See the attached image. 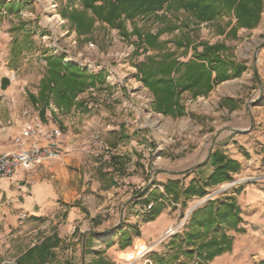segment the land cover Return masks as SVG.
I'll use <instances>...</instances> for the list:
<instances>
[{
	"label": "rangeland",
	"instance_id": "374dc122",
	"mask_svg": "<svg viewBox=\"0 0 264 264\" xmlns=\"http://www.w3.org/2000/svg\"><path fill=\"white\" fill-rule=\"evenodd\" d=\"M6 1L8 4L4 5ZM262 1L259 22L252 28L236 26L235 19L226 16L199 21L183 9L172 7L131 21L122 19L116 27L96 20L90 29L80 31L65 13L72 9L81 11V0H0V82L3 77L10 79L6 89L0 88L2 125H9L7 116L14 111L13 102L20 103L25 94L26 99L37 98L40 80L46 72L47 57L61 56L63 62L66 58L68 61L65 62L74 63L98 77L75 98L70 123L75 126L85 113L102 108V120H105L102 134L98 130L93 140L98 143L96 149L102 150V155H107V159L100 162L96 170L92 167L93 173L88 178L101 182L103 194L85 199L81 196L67 203V210L75 209L84 222L75 219L72 225L67 223V211H60L59 216H54L56 221L40 222L41 231L30 237L28 244L38 245L46 237L56 236L54 232L38 240V237L54 229L63 236L62 240L58 238V245L50 250L48 263L100 264L103 259L114 264H150L149 253L163 250L167 239L184 230L190 214L197 208L219 197L234 195L237 188H241L235 194L237 203L246 195L249 187L264 190V162L250 160L249 153L239 151L247 163L245 168H239L232 175V180L209 187L202 197L194 196L175 203L166 200L162 212L165 217L157 223H149L142 221L145 212L135 205L139 196L148 192V188L140 190L142 187L134 183H118L121 178L132 177L135 173L126 166L131 157L125 160L120 155L123 151H129L131 156L148 149V159L155 177L170 173L172 177L179 175L180 179L188 182V175L194 167L191 168L189 163L185 166L187 160L192 159L195 163V158L201 160L207 157L216 167L212 157L216 151L230 158L219 149L209 153L210 149L204 147H209V141L214 144L218 137L220 140L227 139L226 130L229 138L238 133L243 137L258 126L256 122L260 117L264 120ZM11 2L19 5V13L7 9ZM51 3L55 7L51 8ZM147 34H158L155 47L144 43L143 38ZM16 41L23 43L22 51L18 54L12 50ZM206 47L212 49V56L218 55L226 61V70L220 72L225 80L210 81V76L207 87L182 90L177 96L179 108H175L172 114L163 113L158 109V99L154 93L140 79L139 64L150 65L168 56V60L188 62L193 60L194 51L201 52ZM189 55L192 57L188 58ZM90 88L93 91H89ZM47 107L63 111L51 101ZM24 110L29 109H20ZM255 135H251L246 142L251 143ZM254 148L250 150L253 151L252 158L264 152V142L260 146L254 145ZM96 161L99 162L97 158ZM239 179L243 180L237 182ZM223 185L229 187L221 190ZM88 193L93 194L85 191L83 195ZM207 196L210 198L198 203L189 214L192 204ZM109 200L116 203L112 204ZM140 211L142 215L136 217ZM243 216L247 217L245 210ZM84 224L90 232H98L95 239L90 232L82 233ZM130 225L140 230V236L134 237L131 245L125 249H120L115 235L118 229ZM240 228L242 231L235 233L241 245L227 264H249L262 254L254 250L258 248L259 241L247 236L251 231L244 233V229ZM2 232L0 227V234ZM100 236L101 241L98 239ZM110 240H113V244L107 247ZM3 242L4 239L0 238V264H16L14 253L4 251ZM243 246L252 251L242 250ZM138 254L141 257L136 259Z\"/></svg>",
	"mask_w": 264,
	"mask_h": 264
},
{
	"label": "trees",
	"instance_id": "16d2710c",
	"mask_svg": "<svg viewBox=\"0 0 264 264\" xmlns=\"http://www.w3.org/2000/svg\"><path fill=\"white\" fill-rule=\"evenodd\" d=\"M81 3V11L72 9L65 13L80 31L90 29L96 20L116 27L122 19L131 21L136 17H145L172 7L183 9L199 21L226 16L233 17L236 26L252 28L258 24L263 9L262 0H81ZM7 9L19 13V5L15 2H11ZM143 40L148 46L155 47L158 34H147ZM22 44L19 41L13 44L14 53L22 51ZM211 52L212 49L208 47L201 52L194 51L193 60L188 62L168 60V56L150 65L139 64L140 79L158 99V109L165 114L174 113V109L179 105L178 94L184 89L207 87L211 72H215L213 80H225L220 76V72L226 70V61L218 55L212 56ZM97 79V76L78 65L63 62L61 56H49L45 75L40 80L37 100L45 104L51 101L57 108L68 111L74 105L77 95ZM212 157L216 167L203 183L191 182L182 189L178 181L168 180L163 184L165 194L152 190L147 195L144 192L139 196L135 204L147 206L152 203L148 212L144 213L142 221L155 220L165 206L164 200L175 203L181 196L185 199L202 197L207 188L232 180V175L240 168L238 162L225 157L219 151ZM240 190L241 188H237L235 194ZM235 194L211 200L205 206L194 210L182 233L171 235L163 250L149 253L148 259L151 263L209 264L216 256L230 252L232 237L227 231H242L239 224L243 222ZM115 236L118 237L116 243L120 249H125L131 245L134 237L140 236V230L135 225H130L118 229ZM58 243L56 236L46 237L40 244L29 248L17 258L16 264H51L47 262L49 252ZM112 244L113 240H110L106 245L110 247ZM100 264L114 263L102 259ZM253 264H264V261Z\"/></svg>",
	"mask_w": 264,
	"mask_h": 264
},
{
	"label": "crops",
	"instance_id": "0c3cea01",
	"mask_svg": "<svg viewBox=\"0 0 264 264\" xmlns=\"http://www.w3.org/2000/svg\"><path fill=\"white\" fill-rule=\"evenodd\" d=\"M7 4L8 2L6 1L4 5ZM190 57L192 56L189 55L188 58ZM204 64L207 66L205 61ZM214 75L215 73L212 72L210 81H212ZM34 92L36 90L32 93ZM25 95L20 103L16 104L13 102L12 107L14 111L7 116V123L9 125H2L0 121V153L15 150L16 146L12 138L19 132L26 120L23 111H20L23 108L33 109L32 111L39 113L42 122L47 127L60 128L64 133V149L60 160H49L33 168L19 166L12 175L0 178V227L3 230L0 238L4 239L2 243L3 249H5L4 251L7 250V252L14 253V259H17L29 247L34 245L33 243L28 244V239L41 231L40 228L42 226L40 222L51 221L54 216H59L60 211H67V223L71 225L75 219H78L79 222H84L80 216H77L75 209L67 210L66 205L71 199L74 200L81 196L85 199L90 197L95 198V194H103V191L100 190L101 182H95L88 177L89 174L93 173L91 171L92 167H97L100 162H105L107 159V155H102V150L96 149L98 143L93 140L94 134L98 133V130L102 134V125L105 123V120H102V108H95L88 111L79 120L77 125L72 126L70 123V115L73 112V108L67 112L56 109L52 110L47 107V104L37 100V98L32 99L29 97L26 99ZM262 106L264 108V103ZM256 123L258 126L243 135L244 138L239 133L237 136L234 137L231 135L229 138V132L226 130L227 139L220 140L218 137L216 138V143L210 144L211 141H209V147L207 145L204 147L207 148L206 150L208 148L210 149L209 153H212L216 149L223 151L226 156L240 163V169L245 168L247 163L246 158L241 154L242 152L249 153L248 156L250 155V157L248 158H251L250 160L264 162V152L257 153L256 158H252L253 156L251 154L253 151H250L255 149L254 145L260 146L264 142V120L260 117ZM114 133L116 134V132ZM251 135H255L253 141L247 143L246 141ZM121 144L123 145V142ZM100 146L102 147V144ZM136 149L139 151L138 148ZM129 150L131 151V149ZM128 152L123 151L120 155L125 160L126 157H131L130 159L132 160H127L126 166H128V169L130 167V170L135 171V173H133L134 175L132 177L121 178L118 180V183H134L137 187H142L140 190L148 188L146 195L152 190H158L162 194H165L163 184L168 180L178 181L182 189L186 188L191 182L194 183L196 181L198 184H201L213 172L215 167L212 159L207 160L206 157V159L196 160V158H193L196 161L195 163L192 162V159L184 162L185 166L189 163L188 165L191 168L194 167L190 171V175H188V182L180 179L179 175L172 177L170 173H164V177H155L154 168L148 159V149H143L142 154H131V156ZM99 153L101 154L99 155ZM138 156L140 157L138 158ZM96 158L99 162L96 161ZM183 176L187 177L185 175ZM242 180L239 179L237 182H241ZM85 191L92 192L93 194L90 195L88 193V195H83ZM246 191V195L242 197V200H238L243 220L239 227L244 229V233L251 231V234L247 235L248 238L255 237L259 241L258 248L254 250L260 253L262 252V254L258 260L249 263L253 264L264 261V190L262 188L253 190L249 187ZM186 200L188 199L181 196L179 202ZM109 202L112 204L116 203V201L113 202L111 200ZM165 202L166 200L163 201L164 205ZM135 205L141 207L142 211L148 212V210H144L145 205ZM164 209L165 206L156 217V220L150 221L149 223H157V221L165 217L162 213ZM244 210L246 211L247 217L243 216ZM142 211L137 213L136 217L142 215ZM53 221L56 220L53 219ZM83 227L84 230H82V233L90 232L85 224ZM54 232H56L57 238L62 240L63 236H61L57 229L41 235L38 237V240H41L45 236H50ZM243 232L242 234H244ZM97 233L96 231L90 232L93 239H95V234ZM227 234L232 237L231 251L216 256L209 264H227L235 250L239 249L241 244H239V239H236L235 231L229 230ZM101 238L102 236L98 239L101 241ZM137 248H139V244ZM141 250L143 251V249ZM242 250L247 252L252 251L247 246H243Z\"/></svg>",
	"mask_w": 264,
	"mask_h": 264
},
{
	"label": "built area",
	"instance_id": "2783aa9c",
	"mask_svg": "<svg viewBox=\"0 0 264 264\" xmlns=\"http://www.w3.org/2000/svg\"><path fill=\"white\" fill-rule=\"evenodd\" d=\"M50 7H55V4L51 3ZM65 61L68 60L65 58ZM89 91H93V88ZM23 114L26 120L19 132L12 138L16 149L0 153V178L12 175L19 166L32 168L46 160L62 158L63 131L58 127H47L42 122L39 113L35 111L24 110ZM151 205L150 203L145 206L144 210H149ZM170 230L173 233L172 229Z\"/></svg>",
	"mask_w": 264,
	"mask_h": 264
},
{
	"label": "water",
	"instance_id": "95a60500",
	"mask_svg": "<svg viewBox=\"0 0 264 264\" xmlns=\"http://www.w3.org/2000/svg\"><path fill=\"white\" fill-rule=\"evenodd\" d=\"M9 83H10V79H9L8 77H3V78L1 79V82H0V88H1L2 90L6 89V87L9 85ZM209 198H210V196H207V197L205 198V200H208ZM195 207H196V206H195ZM195 207H193V208L190 209L189 214L195 209Z\"/></svg>",
	"mask_w": 264,
	"mask_h": 264
},
{
	"label": "bare ground",
	"instance_id": "6f19581e",
	"mask_svg": "<svg viewBox=\"0 0 264 264\" xmlns=\"http://www.w3.org/2000/svg\"><path fill=\"white\" fill-rule=\"evenodd\" d=\"M227 187H229V185H223V187H221L220 189L221 190H225V188H227ZM199 200V199H198ZM205 201V199H201V200H199V201H196V202H194L193 204H192V206L193 207H195V206H197V204L198 203H200V202H204ZM173 228V227H172ZM143 253V252H142ZM141 257V255H139V256H137V258L136 259H139Z\"/></svg>",
	"mask_w": 264,
	"mask_h": 264
}]
</instances>
